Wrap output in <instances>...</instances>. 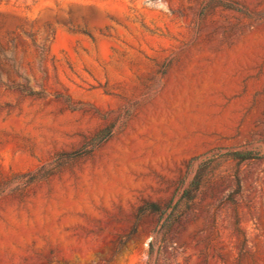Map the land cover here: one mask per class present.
Returning <instances> with one entry per match:
<instances>
[{"label": "rangeland", "instance_id": "374dc122", "mask_svg": "<svg viewBox=\"0 0 264 264\" xmlns=\"http://www.w3.org/2000/svg\"><path fill=\"white\" fill-rule=\"evenodd\" d=\"M0 13V264H264V0Z\"/></svg>", "mask_w": 264, "mask_h": 264}, {"label": "trees", "instance_id": "16d2710c", "mask_svg": "<svg viewBox=\"0 0 264 264\" xmlns=\"http://www.w3.org/2000/svg\"><path fill=\"white\" fill-rule=\"evenodd\" d=\"M229 156L232 159H238V160H246V159H250L253 158V154L250 151H231L228 152ZM66 157L68 158H73L79 155V152L77 151H72L69 152L67 154H64ZM206 172H205V168L203 167V161L197 164V168L192 176V178L190 179V181L188 182V185L183 189L179 199L176 201V203L172 206V208H176L178 205V202L181 200H185L187 202H190L191 200H193L195 198V194L197 193V191L199 190L204 176H205ZM146 208L149 209V211L152 212H156V211H163L156 203L150 202L145 204Z\"/></svg>", "mask_w": 264, "mask_h": 264}, {"label": "water", "instance_id": "95a60500", "mask_svg": "<svg viewBox=\"0 0 264 264\" xmlns=\"http://www.w3.org/2000/svg\"><path fill=\"white\" fill-rule=\"evenodd\" d=\"M11 16L10 14L0 13V17Z\"/></svg>", "mask_w": 264, "mask_h": 264}]
</instances>
